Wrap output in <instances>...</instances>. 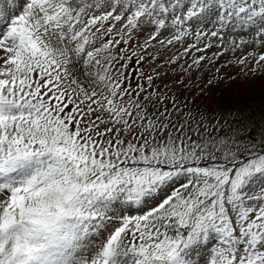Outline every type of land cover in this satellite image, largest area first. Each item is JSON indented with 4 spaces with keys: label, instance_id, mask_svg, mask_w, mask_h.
Returning <instances> with one entry per match:
<instances>
[{
    "label": "snow or ice",
    "instance_id": "obj_1",
    "mask_svg": "<svg viewBox=\"0 0 264 264\" xmlns=\"http://www.w3.org/2000/svg\"><path fill=\"white\" fill-rule=\"evenodd\" d=\"M0 264H264V0H0Z\"/></svg>",
    "mask_w": 264,
    "mask_h": 264
},
{
    "label": "rangeland",
    "instance_id": "obj_2",
    "mask_svg": "<svg viewBox=\"0 0 264 264\" xmlns=\"http://www.w3.org/2000/svg\"><path fill=\"white\" fill-rule=\"evenodd\" d=\"M235 74V73H234ZM259 95V93L257 92V96ZM257 102H258V100H257Z\"/></svg>",
    "mask_w": 264,
    "mask_h": 264
}]
</instances>
